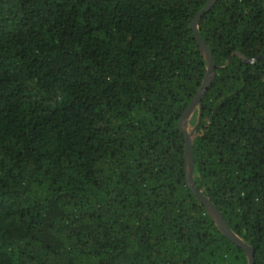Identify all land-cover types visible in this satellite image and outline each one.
I'll use <instances>...</instances> for the list:
<instances>
[{"label":"trees","instance_id":"obj_1","mask_svg":"<svg viewBox=\"0 0 264 264\" xmlns=\"http://www.w3.org/2000/svg\"><path fill=\"white\" fill-rule=\"evenodd\" d=\"M206 3L0 0V264H247L185 184ZM198 32L194 185L264 264V0Z\"/></svg>","mask_w":264,"mask_h":264},{"label":"water","instance_id":"obj_2","mask_svg":"<svg viewBox=\"0 0 264 264\" xmlns=\"http://www.w3.org/2000/svg\"><path fill=\"white\" fill-rule=\"evenodd\" d=\"M215 0H207L206 5L194 16L190 23V27L196 37V41L198 44L199 51L201 52L202 56L207 62V70L204 75L202 84L200 85L199 89L196 91L193 99L188 104L187 108L182 113L179 121H178V129L182 133L184 137V176H185V184L186 187L196 196L199 202L204 206L209 217L214 221L217 227L220 229L223 236L228 239L236 248L241 249L247 257V264H254L253 258V249L239 239L228 227V225L223 220L222 216L218 212L217 208L210 202V200L204 196L196 186L194 185L192 173H193V148H192V131L188 132L187 121L190 115L194 112L196 107L200 106L201 100L205 94V92L209 89L215 74V67L212 59V55L207 48L206 44L204 43L203 39L201 38L198 32V23L201 17L213 6ZM238 55V53H235ZM260 57H256L255 59L251 60H244L245 63L252 64ZM229 60L227 61L225 66H228Z\"/></svg>","mask_w":264,"mask_h":264}]
</instances>
